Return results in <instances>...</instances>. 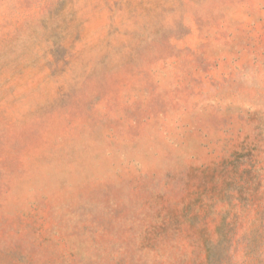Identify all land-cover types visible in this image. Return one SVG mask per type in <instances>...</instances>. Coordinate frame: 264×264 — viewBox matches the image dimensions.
I'll list each match as a JSON object with an SVG mask.
<instances>
[{
  "label": "rangeland",
  "instance_id": "1",
  "mask_svg": "<svg viewBox=\"0 0 264 264\" xmlns=\"http://www.w3.org/2000/svg\"><path fill=\"white\" fill-rule=\"evenodd\" d=\"M0 264H264V0H0Z\"/></svg>",
  "mask_w": 264,
  "mask_h": 264
}]
</instances>
